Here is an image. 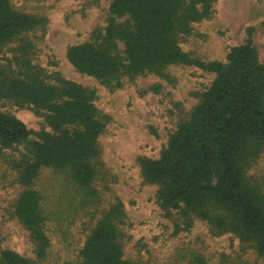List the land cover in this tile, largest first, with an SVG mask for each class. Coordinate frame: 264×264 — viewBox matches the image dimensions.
<instances>
[{"label": "trees", "instance_id": "1", "mask_svg": "<svg viewBox=\"0 0 264 264\" xmlns=\"http://www.w3.org/2000/svg\"><path fill=\"white\" fill-rule=\"evenodd\" d=\"M215 1L112 0L104 31L70 45L67 58L77 71L110 88L120 87L124 76L151 72L167 78L165 70L174 64L215 74L160 156H139L138 163L144 182L157 186L159 206L178 210L184 228L198 218L213 233H233L264 257V187L249 173L264 150V63L252 39L254 27L247 28L245 42L230 48L225 62L203 61L181 47L193 24L212 15ZM46 24V16L0 0V47L19 41L13 48L19 66L0 67V99L31 108L49 126L34 132L16 115L0 111V158L5 149L27 145V152L13 161L18 181L27 187L14 214L29 232L36 255L32 260L3 249L0 264H39L48 255L51 240L42 195L31 187L43 168L67 171L86 197L98 193L95 160L109 117L97 107L94 88L59 72L47 75L31 63L32 44L25 34ZM124 217L118 198L102 211L80 250L81 264H143L124 257L119 227ZM190 264L208 261L194 252Z\"/></svg>", "mask_w": 264, "mask_h": 264}, {"label": "rangeland", "instance_id": "2", "mask_svg": "<svg viewBox=\"0 0 264 264\" xmlns=\"http://www.w3.org/2000/svg\"><path fill=\"white\" fill-rule=\"evenodd\" d=\"M111 1L12 0L16 9L47 17L44 27L25 34L32 44L31 63L47 75L59 72L94 88L97 107L109 117L98 140L96 197L82 194L64 170L43 168L31 185L42 195L51 240L48 255L39 264H81L80 250L91 228L117 198L125 210L119 227L126 259L143 264H190L196 252L208 264H264V257L243 245L233 233L215 234L198 218L184 228V217L178 210L166 212L159 206L157 186L144 182L138 163L139 156H160L215 74L193 65L174 64L166 68L167 78L151 72L124 76L120 87L110 88L77 71L68 60L70 45L92 40L96 30L104 31ZM263 21L264 0H216L212 15L193 24L191 35L181 40V47L203 61L225 62L230 48L245 42L247 28L254 27L252 39L264 63ZM18 43L0 47V67L19 66L13 51ZM120 47L124 48L121 42ZM0 111L16 115L34 132L49 129L44 116L13 101L0 99ZM26 152L27 145L21 144L5 149L0 158V251L12 249L35 260L29 232L14 214L16 201L27 187L18 181L13 161ZM249 173L264 187V150Z\"/></svg>", "mask_w": 264, "mask_h": 264}]
</instances>
